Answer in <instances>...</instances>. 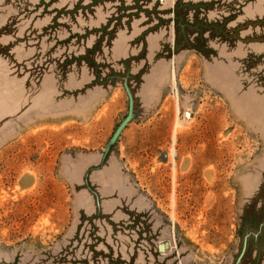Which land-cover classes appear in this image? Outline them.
<instances>
[{"label": "rangeland", "instance_id": "rangeland-1", "mask_svg": "<svg viewBox=\"0 0 264 264\" xmlns=\"http://www.w3.org/2000/svg\"><path fill=\"white\" fill-rule=\"evenodd\" d=\"M0 264H264V0H0Z\"/></svg>", "mask_w": 264, "mask_h": 264}]
</instances>
